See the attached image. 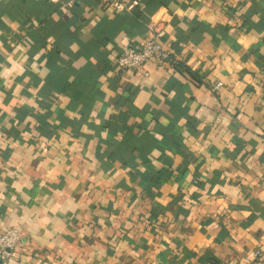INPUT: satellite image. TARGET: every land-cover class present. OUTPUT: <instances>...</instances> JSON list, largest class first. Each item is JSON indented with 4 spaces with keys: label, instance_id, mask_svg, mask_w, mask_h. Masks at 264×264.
<instances>
[{
    "label": "crops",
    "instance_id": "0c3cea01",
    "mask_svg": "<svg viewBox=\"0 0 264 264\" xmlns=\"http://www.w3.org/2000/svg\"><path fill=\"white\" fill-rule=\"evenodd\" d=\"M123 3L0 0V264H264V0Z\"/></svg>",
    "mask_w": 264,
    "mask_h": 264
},
{
    "label": "built area",
    "instance_id": "2783aa9c",
    "mask_svg": "<svg viewBox=\"0 0 264 264\" xmlns=\"http://www.w3.org/2000/svg\"><path fill=\"white\" fill-rule=\"evenodd\" d=\"M111 9L120 10L124 8L123 0H93ZM148 36L138 45H125L121 47L116 57L117 67L139 71L146 63L157 61L161 65L171 64L172 54L170 49L161 41V31L154 23L148 26ZM222 84L217 82L213 90L217 91ZM20 233L15 227H0V263L6 262L12 251L19 243ZM261 256L260 251H255V259Z\"/></svg>",
    "mask_w": 264,
    "mask_h": 264
}]
</instances>
